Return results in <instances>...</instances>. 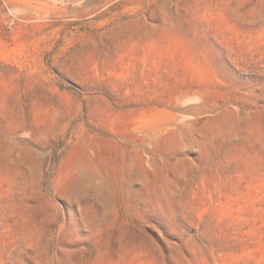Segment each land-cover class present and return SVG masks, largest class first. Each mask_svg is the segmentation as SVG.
<instances>
[{"label": "rangeland", "instance_id": "374dc122", "mask_svg": "<svg viewBox=\"0 0 264 264\" xmlns=\"http://www.w3.org/2000/svg\"><path fill=\"white\" fill-rule=\"evenodd\" d=\"M0 264H264V0H0Z\"/></svg>", "mask_w": 264, "mask_h": 264}]
</instances>
